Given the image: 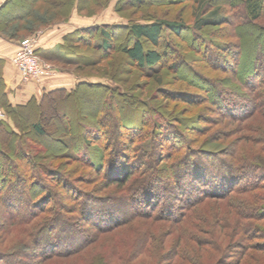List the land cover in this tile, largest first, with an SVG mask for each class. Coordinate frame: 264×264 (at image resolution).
I'll use <instances>...</instances> for the list:
<instances>
[{
  "label": "trees",
  "instance_id": "1",
  "mask_svg": "<svg viewBox=\"0 0 264 264\" xmlns=\"http://www.w3.org/2000/svg\"><path fill=\"white\" fill-rule=\"evenodd\" d=\"M11 1L5 0L0 5V35L6 39H11L6 30L14 20L31 17L25 24L30 31L34 29L33 23H42L41 16L30 15L35 9L30 10L31 7L21 3H15V8L5 12ZM43 1L51 2L40 0ZM57 1L60 6L70 2L69 9L59 11V22L67 21L77 2ZM108 1L84 0L80 7L86 10L92 2L102 8ZM163 1L117 0L116 10L121 14L128 7L138 10ZM166 1L172 4L181 0ZM197 1H200L198 12L201 11V16L192 26L183 19H165L155 14L144 20L129 19L121 14L128 22L97 23L79 28L66 34L59 45L69 60L73 58L77 70H81V66L91 68L119 49L124 62L132 64L145 78L164 71L177 80L190 82V86L199 87V91L193 92L157 87L158 93L154 94L168 102L160 107L149 98L141 100L140 123L129 124L131 120L123 112L124 103L134 96L112 78H104L111 82L108 84L92 81L91 75L82 74L86 81L78 82L71 90L45 91L39 100L31 98L25 104L15 106L3 100L6 96L0 91V107L15 127L18 128L17 117L30 122L29 128L36 136H49L55 141L49 147L45 146L47 152L39 160L28 151L20 132L5 120L0 121V199L2 194L7 200L16 193L9 182L13 181V169L24 166L15 175V180L20 179V200L27 207L25 214H16L12 212L16 209L12 202H5V211H11L4 217L7 219L5 229H10L6 234L19 232L28 240L13 250L0 247V264H30L29 256L41 260L51 256L68 258L81 253L95 234L99 237L112 230L116 231L115 235L101 239L109 250L93 259L88 257L91 264L93 261L95 264H165L166 259V264H264V240H261L264 239V72L260 71L264 69V0ZM217 5H228L230 11L215 13ZM122 32H126L125 43L117 47L113 38ZM181 41L187 43V49L183 51ZM78 47L82 52L76 51ZM68 49L75 52L69 53ZM91 50L101 54L95 56ZM188 52L194 55L188 56ZM200 68L204 73H199ZM205 70L222 75H208ZM102 71V75L108 76L106 69ZM99 73L97 70L96 74ZM172 80L173 77L162 75L155 82L166 86ZM223 82L235 84L236 89L228 90L223 87ZM83 88L102 92L92 113L85 110L84 103L77 105L79 100L75 101ZM55 95H60L63 102L58 111L56 107L59 122H54L49 135L39 115L42 107L50 109L56 105ZM70 100L75 101L79 110L67 103ZM169 101L188 106L207 104L205 108L211 113L226 112L228 115L222 118L229 124L231 120L239 123L240 136L227 145H212L216 139H200L208 128L200 123V115L187 118V109L169 115L165 110ZM30 108L37 114L32 120L28 115ZM173 115L181 120L175 121ZM109 116L113 118L110 122L106 121ZM120 132L124 136L120 137ZM103 135L107 138L100 145L101 151L100 148L92 150V138ZM51 157L64 159L66 164L78 162L82 167L101 168L106 172L102 190L115 185L117 193L109 191L97 196L94 195L95 187L90 190L79 184L82 180L73 182L65 174L59 176L56 183L59 182L63 191L80 198L82 219L93 221L99 228L85 237L83 230L72 222L77 206L71 208L73 212L67 208V202L64 203L69 196L64 192L61 199L52 198L51 187L48 194L42 195L46 185L43 190L30 179L32 171L36 175L59 171L45 163ZM24 194L27 197L23 198ZM155 198L162 205L156 211ZM94 204L98 206L94 207ZM120 204L121 207L138 208L131 214L122 212L119 218L111 207L117 208ZM68 223L73 227L71 233L74 235L71 242L64 245L58 232L61 225ZM156 228L163 233L157 235ZM69 231L64 232L65 236L62 234L66 239ZM170 235L171 244L166 247L165 237ZM43 241L48 244L43 248L48 249L35 247L34 252H29L31 246ZM59 242L64 245L62 250H50ZM72 242H76L78 248H72Z\"/></svg>",
  "mask_w": 264,
  "mask_h": 264
},
{
  "label": "rangeland",
  "instance_id": "2",
  "mask_svg": "<svg viewBox=\"0 0 264 264\" xmlns=\"http://www.w3.org/2000/svg\"><path fill=\"white\" fill-rule=\"evenodd\" d=\"M57 0H51L50 3H45L40 2V0H12L11 4L8 5L7 9L5 10H11L14 7L15 3H21L22 5H25L27 7H31L30 10L35 9L34 11H30L31 12V16H34V18L38 17H42V23H33V30L30 31L29 28L25 27L26 22L28 23V20H30L31 17L26 16L23 18V20H14L11 22V24H9L7 30H6V34L8 35V37H11V39H16L19 40V43L22 39L25 38H29V37H35L41 30H43L44 28H46L49 24H52V22H59V19H61V17H59V11L64 10L65 8L69 9L70 6V2H68L66 5L64 6H60V4L56 3ZM84 0H82L81 2H79L78 0H76L74 3L76 6H74L71 9L70 15L68 16V19L71 17V15L74 14L75 17H79V18H83L84 20H90L93 21L95 23H99V22H106V23H126V19L124 17L121 16V14L123 16H125L126 18L129 19H135V20H144L147 16L155 14L158 17H162L165 19H171V20H184V22L188 25V26H192L194 24L195 19L198 16H201L200 13L198 12V8L200 6H198V3H200V1L198 2L197 0H181L175 3H168L166 0L163 1V3H156L153 6L151 5H147L145 7H142L138 10H132L131 8L129 9V7H125L127 8L125 11H123V13H118V11L116 10L117 8V0H109L106 4V6L102 7L100 6V4H92L89 2L88 5L86 6V10L90 9V11H86V10H82V8L80 7L83 3ZM106 0H101V2H104ZM202 1V0H201ZM212 1V0H211ZM218 1V0H217ZM58 2V1H57ZM121 3V2H119ZM118 3V4H119ZM213 3H215V0H213ZM61 9H60V7ZM26 7V8H27ZM216 12L215 13H228V11H230V8L228 5H217L216 6ZM123 7V9H125ZM197 8V9H196ZM214 9V8H213ZM212 10V9H211ZM26 11V10H24ZM92 12V13H90ZM17 14V12H16ZM29 15V14H27ZM27 18V19H26ZM78 18V19H79ZM67 19V20H68ZM128 22V21H127ZM28 29V30H25ZM220 29V28H219ZM36 30V31H34ZM34 31V32H33ZM187 34V33H186ZM11 35V36H10ZM126 32H122L120 34V36H117L114 39V44L115 46L119 47L121 44L125 43V37ZM188 36V34H187ZM186 36V37H187ZM37 39V37H36ZM18 43V45H19ZM181 43V49L182 51L185 50V48L187 49V43L186 44H182ZM69 53H74L75 51L68 49ZM76 51L80 52L81 48H77ZM82 52V51H81ZM90 53H93L95 56L100 55L101 52H94L93 50L90 51ZM185 53V52H184ZM189 55H194L193 53H189L188 52V56ZM123 53L120 52L119 49H116V51L112 52L110 54V57H106L105 59H100L98 62H96L97 64H95L94 66H92L91 68H86L85 66H81L80 68H82L81 70H77L78 68L76 66H74V60L73 58H70L72 60H69L68 57L66 56V54H61V58L59 59V63L58 62H50L56 71V74L58 72V67L56 66V64H59V70L60 68L63 69L66 72H72L75 75H77L78 77H81L82 74H86V75H91L89 77V79H91L92 81H102L104 83H108L111 84V82H109L107 79L104 78H112L113 81H115V83L120 84L121 87H124L125 90L130 91L133 94V98L131 101L129 102H125L124 106L125 108L123 109V112L126 114L125 116L127 118H130V122L129 124H137L140 123L141 121V111H142V106H141V100L149 98L151 100H153V102L156 105H159L160 107L162 105H164V103H167L168 100L160 97L157 94L154 93H158V89L157 87H166V88H170L173 90H177V91H199V87H197L196 85L190 86L189 83H187L186 81L183 80H177L176 78H174V76L168 72H160L159 74L151 77V78H145L143 76H141V73L132 65V64H128L127 62H124L123 60ZM64 57V58H63ZM66 58V59H65ZM96 58V57H94ZM117 59H120L117 62ZM64 63H70V64H62V62ZM115 65V66H114ZM112 66V68L110 67ZM114 66V68H113ZM79 68V69H80ZM102 69H106V72L108 73V76L102 75L103 71ZM108 69V70H107ZM116 69V70H115ZM99 70V74H96V71ZM207 71V70H205ZM260 71L264 72V69H260ZM102 72V73H101ZM203 69L200 68L199 73L202 74ZM204 73V72H203ZM208 73V75H212V76H217V75H222L221 73H214V72H206ZM162 75H167V77H173V80L171 82V84H168L166 86H162L164 84H158L157 82H155L156 79L160 78ZM94 76V77H93ZM102 76V77H100ZM24 81V80H23ZM34 82V81H33ZM37 83V82H34ZM225 86V88H227L228 90L233 88L236 89L235 84L233 83H228V82H223ZM40 84V83H39ZM220 88L222 86H219ZM2 88V89H1ZM238 88V87H237ZM4 87H0V91H3ZM197 89V90H196ZM102 93V92H101ZM100 93V94H101ZM100 94L99 93H95V92H91L90 90H87L85 88L81 89L77 96H76V103H77V99L79 100L77 105L82 102L84 103V107L85 110L92 113L93 110V106H96L99 98H100ZM154 95H157V98H155ZM231 95V94H230ZM229 96V94H228ZM227 96V97H228ZM55 100L57 101L56 105L54 106V102L52 103V106H54L53 108L48 109L47 107H42L41 108V112H40V119L43 123L44 128L48 131V133L54 129V122H59V115L56 112V107H57V111L59 109V105L61 107V103L63 102L62 98L60 95H55ZM217 99L219 101L218 95L216 96ZM231 97V96H230ZM5 98V97H4ZM41 98V97H40ZM39 98V99H40ZM35 100H39L37 98L34 97ZM5 100L7 103H9V101L5 98L3 99ZM74 101V102H75ZM4 102V101H3ZM72 100L68 101L67 103L69 105H71L72 108H75L76 110H79L77 108L76 103H74ZM11 104V103H10ZM99 104V102H98ZM83 105V104H82ZM207 104H202V105H194V106H188L185 103L182 102H178L177 104L175 103V101H169L168 106L166 112L171 115L172 113L175 114V112L178 114L179 111H182L181 109L186 110V117L189 118L190 116H195L196 114H199V119H200V123L202 125H207V130L206 132L200 136V139H208V140H212L215 142H212V145H227L229 144L231 141H233L236 137L240 136L239 133V123H237L235 120H231V123L229 124L228 122H226V120L224 118H222L224 115H228V113L221 111H216L217 113H211L212 111L210 109H206ZM79 107V106H78ZM163 107V106H162ZM29 118L32 120L33 116H37V114H35V110L33 108L29 109ZM34 114V115H33ZM84 117V116H83ZM86 117V116H85ZM145 117V115L143 116ZM109 118V119H108ZM107 118L106 121L110 122L113 120V118H111V116H109ZM89 119V118H88ZM146 119V117L144 118ZM173 119H180V117L178 116H174L173 115ZM5 120L6 122H8L12 128L14 130H16L17 132H20L21 135V140L24 141L28 146L27 149L28 151H30L31 153L35 154L36 157L39 160H42L41 157L43 155V153H46V147L45 146H50L52 144L55 143L54 140H52L49 136H45V137H39L36 136L31 129L29 128L30 122L27 121H22V120H18L16 117V123H17V127L14 126L13 121L11 120V118H7L6 114L4 113V108H0V121ZM66 123L68 122V120H65ZM64 121V122H65ZM230 122V121H229ZM53 131V130H52ZM53 134V133H52ZM61 133H59L60 135ZM50 135V133H49ZM92 136V135H90ZM124 136V133L120 132V137ZM93 137V136H92ZM138 137V136H137ZM207 137V138H206ZM106 135L103 136H96L94 138H92V142H90L91 144V149L95 151V149L99 150V148L101 147L100 145L104 144L106 142ZM139 139V137L137 138ZM142 140L140 139V142ZM93 145H97V146H93ZM104 147V146H103ZM5 151L6 149L3 148ZM2 149V150H3ZM4 151V152H5ZM101 151V148H100ZM7 154H9V152H7ZM48 154H50L48 152ZM51 155V154H50ZM14 157V155H12ZM46 164H50L49 166L52 168H59V171H48L47 174L45 175H41L40 173L36 175V172H31L32 174H30V176H32V178L30 177V179L34 180L36 182V184L38 186L41 187V189H43L46 185L47 188H45V191L42 192V195L48 194V188L51 189V196L52 198H55L57 200L61 199L63 197L64 192L60 186H59V182L56 183L57 181H59V176L61 174H65L67 177L70 178L71 181L75 182L76 180L80 181L82 180V182L85 183H79L80 185H82L84 188L90 189V190H94V187L96 190H94V195L99 196V194H103L109 191H111L112 193H117L115 191V185H112L104 190H102V187L104 184L103 182H106V176L105 173L106 172H102L103 170L100 168L95 169L92 165L89 167H85V166H81L80 163H72V164H66V161L64 159H57L55 157H51L48 158V160H45ZM92 167V168H90ZM24 169V166H21L20 168L17 169H13V181L9 182V184H11L12 187H15L16 189V193H14V195L9 196L10 198L5 200L3 199V194L1 195V199H0V247L2 248H6L9 250H13L18 244L20 245L21 243H25L26 235L21 234L19 232H15L13 234V232L7 233L9 232V228H6V224H7V219L4 218L6 217V215H10L11 211H5V202H9L11 201L12 204L15 206L16 209H14V211L12 210V212L14 213H20V214H25V212H27V207L23 204V202L20 200V198H22V193H21V187L22 186L20 184V179H16L15 180V175L17 173H20L21 170ZM82 177V178H81ZM62 178V177H61ZM60 178V179H61ZM64 179V177H63ZM62 180V179H61ZM87 182V183H86ZM71 183V182H70ZM45 184V185H44ZM62 185V183H61ZM44 190V189H43ZM55 191V192H54ZM63 191V192H62ZM193 192V191H192ZM26 193V192H25ZM66 193V192H65ZM69 197L68 200H64V203L67 204V208H69L71 211H73L71 208L74 206H77L76 208H74V210L76 209V212H74L75 217L74 220L72 221L75 227L78 226V228L80 227L83 230V235L84 237L86 235L91 234V232L94 229H99L98 227L96 228L93 225V221H87V220H83L82 216L80 214V210H79V205L78 203H80V198H77V194H72V193H66ZM21 195V196H19ZM27 197V194H24L23 198ZM71 199V200H69ZM158 198H155V202H156V208L155 211L157 209H160L162 207L161 202L157 201ZM161 200V198H160ZM177 202V201H176ZM92 205V204H91ZM118 205V204H117ZM97 204H94V207H97ZM102 207V206H101ZM107 207V206H105ZM127 207V206H126ZM125 206L121 207V204L117 207H111V210H116V214L118 215V217H121V213L123 212L124 215L131 214L135 211L136 208H126ZM143 207V206H142ZM175 214V210L174 213ZM8 217V216H7ZM107 222H105L106 224ZM71 224H65V225H61V227L59 228L58 233H60L59 235L62 237L61 240L64 241V245H66V242H71V239L74 235V233H71V230L73 231V227L70 226ZM104 225V224H103ZM74 227V228H75ZM156 227V226H155ZM68 229L70 230L68 232V238L66 239L65 233L67 232ZM109 230V229H108ZM120 230V229H119ZM160 228H156V234L158 235V233H163L162 231H160ZM54 232V231H53ZM104 232V231H102ZM64 233V236L62 235ZM116 231L112 230L109 231V233L106 234H102L101 236L98 237V234H95L94 237H92V241L90 244H86V248H84L81 253H77L74 254L68 258H61V257H57V256H51L48 259L45 260H41L39 259L40 257H36L35 259L31 256L27 257L29 263L33 264V261H35L36 259H38V262H34L35 264H73L72 261L75 260V264H91V259L88 257H92L95 258L97 256L100 255H104L107 253V251L109 250V246H107L106 244H102L101 239L103 236H110L111 234L115 235ZM79 235V234H78ZM82 235V234H81ZM98 237V238H97ZM75 238V237H74ZM165 245L170 246L171 244V240H172V236H168L165 237ZM66 239V240H65ZM264 240V239H261ZM73 241V240H72ZM74 242H72V248H78L76 242L73 244ZM47 241H43L41 242L40 245L37 246H31V248L29 249V252L32 253L35 251V247H38L39 249H48V248H43L45 246H47ZM51 245V244H50ZM63 243L59 242V245H55L52 247V251H59L62 250L64 248ZM84 246V247H85ZM70 247V248H71ZM86 257V258H85ZM168 257H171L170 255H168ZM167 257V258H168ZM88 258V259H87ZM90 259V260H89ZM108 260V258L106 259ZM110 261V260H108ZM112 262L116 260L112 259ZM166 262L163 261V263H167L168 259L165 260ZM93 263L95 264V261H93Z\"/></svg>",
  "mask_w": 264,
  "mask_h": 264
},
{
  "label": "crops",
  "instance_id": "3",
  "mask_svg": "<svg viewBox=\"0 0 264 264\" xmlns=\"http://www.w3.org/2000/svg\"><path fill=\"white\" fill-rule=\"evenodd\" d=\"M4 2L5 0H0V5ZM75 16L73 14L67 21L49 24L43 30L37 32L36 51L43 59L59 63V59H62L61 54H64L59 47L63 43V37L79 28L97 24ZM18 43L19 40L6 39L0 35V82L3 84V93L6 99L12 105L25 104L34 97L39 99L45 91L55 89L71 90L78 82L86 81L82 76L78 77L74 73L66 72L61 68L59 70V64H56L58 67L57 74L43 79L40 84L33 81H23L19 70L11 61L18 48ZM62 64L70 63L62 62Z\"/></svg>",
  "mask_w": 264,
  "mask_h": 264
},
{
  "label": "built area",
  "instance_id": "4",
  "mask_svg": "<svg viewBox=\"0 0 264 264\" xmlns=\"http://www.w3.org/2000/svg\"><path fill=\"white\" fill-rule=\"evenodd\" d=\"M36 36L22 39L11 58L19 70L22 80L40 83L47 77L56 75L55 67L43 59L36 51Z\"/></svg>",
  "mask_w": 264,
  "mask_h": 264
}]
</instances>
